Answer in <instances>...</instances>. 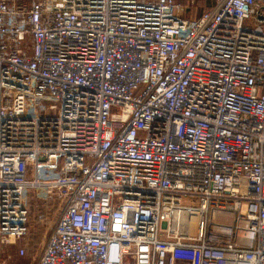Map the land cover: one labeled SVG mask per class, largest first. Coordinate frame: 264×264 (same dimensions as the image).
Here are the masks:
<instances>
[{"label":"built area","instance_id":"2783aa9c","mask_svg":"<svg viewBox=\"0 0 264 264\" xmlns=\"http://www.w3.org/2000/svg\"><path fill=\"white\" fill-rule=\"evenodd\" d=\"M197 1L0 0V249L32 193L36 264H264V0Z\"/></svg>","mask_w":264,"mask_h":264},{"label":"rangeland","instance_id":"374dc122","mask_svg":"<svg viewBox=\"0 0 264 264\" xmlns=\"http://www.w3.org/2000/svg\"><path fill=\"white\" fill-rule=\"evenodd\" d=\"M199 1L198 2L201 3L200 5L199 3H195L190 9H188L186 13L188 17L190 15L194 16L196 14L195 11L198 13L203 7H205V9L208 7V2L204 0ZM181 3H184V1H181ZM42 106L49 110V115H57L58 108L54 107V103L43 102ZM32 196L33 194L31 193L28 200H30L32 206V217L34 220L30 223L28 233L24 238L17 240L14 244L3 245L0 249V257L5 260L6 264H36L42 245L56 219L57 209L52 203L53 201H44L42 197L38 198L37 196ZM41 211L43 212L42 221L38 218ZM223 221L229 222L230 217H227ZM21 247L25 250L23 255H20L18 252Z\"/></svg>","mask_w":264,"mask_h":264},{"label":"bare ground","instance_id":"6f19581e","mask_svg":"<svg viewBox=\"0 0 264 264\" xmlns=\"http://www.w3.org/2000/svg\"><path fill=\"white\" fill-rule=\"evenodd\" d=\"M199 218V215H195L191 217V222H190V226H189V232L191 234H195L196 233V222Z\"/></svg>","mask_w":264,"mask_h":264},{"label":"trees","instance_id":"16d2710c","mask_svg":"<svg viewBox=\"0 0 264 264\" xmlns=\"http://www.w3.org/2000/svg\"><path fill=\"white\" fill-rule=\"evenodd\" d=\"M199 2H201V1H199ZM199 2L197 1L196 3H199ZM200 4H201V3H199V5H200ZM204 9H205V7H203L202 10H201L200 12H198V13H197V11H195L196 14H195L194 16L190 15L189 18H195L196 16L200 15V14L204 11ZM51 202H52V201H51ZM52 203H53V202H52ZM41 213H42V214H41ZM42 217H43V212L41 211L40 214L38 215V218H40V221H42Z\"/></svg>","mask_w":264,"mask_h":264},{"label":"crops","instance_id":"0c3cea01","mask_svg":"<svg viewBox=\"0 0 264 264\" xmlns=\"http://www.w3.org/2000/svg\"><path fill=\"white\" fill-rule=\"evenodd\" d=\"M219 216H220V215H219ZM220 220H222V218H219V217H218V219H216L215 222L220 223V222H221ZM177 264H183V263H182V262H177Z\"/></svg>","mask_w":264,"mask_h":264}]
</instances>
